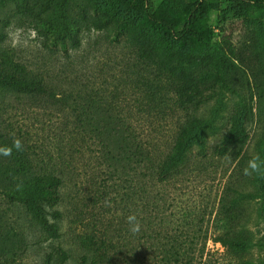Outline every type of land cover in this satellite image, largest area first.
Returning a JSON list of instances; mask_svg holds the SVG:
<instances>
[{"label": "rangeland", "instance_id": "obj_1", "mask_svg": "<svg viewBox=\"0 0 264 264\" xmlns=\"http://www.w3.org/2000/svg\"><path fill=\"white\" fill-rule=\"evenodd\" d=\"M148 1L153 13L182 23L190 0ZM208 1L215 7L205 22L212 46L207 57L224 56L231 67L209 77L198 105L183 108L176 102L177 81L121 28L127 21L136 33L143 31L121 0H0V31L6 34L0 40V59L47 86L46 93L38 94L0 91V130L23 142L30 172L64 179L58 204L45 207L49 221L59 225V238L47 234L23 203L10 201L0 190V264H105L90 250L104 249L102 241L108 238L123 242L118 235H126L121 221L128 206L121 173L110 176L103 163L102 142L119 146L126 136L133 150L140 134L154 147L155 160L192 120L197 127L184 163L158 185L170 194L167 218L180 225L191 221L202 228L198 234L209 237L224 231L244 235L246 250L234 252L235 257L243 264H264V169L243 174L253 156L264 162V6L244 17L241 0ZM110 12L119 20L97 27L96 20ZM118 26L123 34L116 37L112 31ZM73 35L79 38L78 47ZM148 35L166 49L178 50L184 65L205 55L203 47L175 45L162 31ZM207 62L194 66L196 75L207 71ZM242 101L249 104L246 142L220 156L216 149ZM106 126L120 133L106 135ZM122 127L130 130L123 133ZM219 205L229 212L219 215L221 226L215 229ZM57 210L61 215L56 216ZM166 250L160 246L159 251ZM206 251L218 256L228 249L210 239Z\"/></svg>", "mask_w": 264, "mask_h": 264}, {"label": "trees", "instance_id": "obj_2", "mask_svg": "<svg viewBox=\"0 0 264 264\" xmlns=\"http://www.w3.org/2000/svg\"><path fill=\"white\" fill-rule=\"evenodd\" d=\"M121 2L124 8L129 9L131 14L139 19V24L143 29L141 33H136L135 26L123 21L121 28L127 31L128 40L135 47L143 50L148 58H155L177 81L175 94L179 106L189 108L192 105H198L204 97V86L209 82V77L222 74L225 68L231 67L230 61L223 59L224 56L213 53L207 57L212 51V46L205 22L210 10L215 7L214 3L208 0H190L185 6V15L181 23L177 17L153 13L148 0H121ZM262 6H264V0H241L239 4L244 17L254 16L257 8ZM114 17L116 18L111 12L105 13L96 20L97 27L110 26ZM3 24L7 25L8 21ZM119 29L118 26L112 31L116 37L120 36ZM151 30L162 31L167 40L178 46L192 43L203 47L205 55L192 58L188 65H184L181 63L178 50L166 49L163 42L149 37L148 32ZM5 37L6 34L0 31V40ZM71 39L74 47L80 45L77 35L71 36ZM206 61H209L205 65L207 71L196 75L194 66L200 63L205 64ZM5 90L38 94L46 93L47 86L41 80L31 79L26 74H18L10 63L0 59V91ZM248 118L249 104L245 101L239 102L231 118L232 125L221 145L216 149L218 155L225 156L230 146L246 142L245 124ZM196 127L195 120H192L190 124L185 123L175 137L170 150L163 157H157L155 160L152 157L154 147L146 143L140 134L135 136L133 150L126 136L119 146L109 140L102 142L103 163L110 176L121 173L123 178V185H121L123 186V200L128 210H126L125 220L121 221V224L125 223L122 230L126 235L122 236L121 231L118 235L123 237V242L114 243L110 238L103 240L104 249L90 250L94 251V258L99 256L105 264H117L115 259L120 260V264H243L235 257L234 252L239 255L245 252L247 238L244 235L234 237L224 231L209 237V235L198 234L197 232L202 228L196 227L197 225L191 221L180 225V223H173L174 221L166 216L170 194L164 187L158 185L167 183L184 163L185 148L194 137ZM103 130L106 135L120 133L119 129L108 126ZM129 130V127H122L121 131L127 133ZM16 138L14 134L0 130V147H10ZM24 152L26 150L23 147V151L20 152L13 149L11 157L0 156V187L2 188L0 190L10 201L23 203L33 217L43 225L47 234L59 238L61 235L59 225L49 221L45 207L47 204H58L64 179L62 175L51 172H30ZM114 202L117 201L114 200ZM231 206H235L234 201L231 202ZM188 212L190 211L185 212V219ZM228 212V207L224 209L221 205L217 207L213 222L215 229L221 226L219 215ZM132 214L137 216L141 224V230L137 234L129 230L126 222V217ZM59 215L61 213L57 210L56 216ZM189 231L193 233H188ZM210 239L215 243H220L228 251L218 256L213 254L215 252L206 251L207 242ZM160 246H167V250L159 251ZM85 258L84 256L82 261H85ZM94 262L96 261L93 260L92 264Z\"/></svg>", "mask_w": 264, "mask_h": 264}, {"label": "clouds", "instance_id": "obj_3", "mask_svg": "<svg viewBox=\"0 0 264 264\" xmlns=\"http://www.w3.org/2000/svg\"><path fill=\"white\" fill-rule=\"evenodd\" d=\"M23 143L19 138L13 140L12 145L0 147V156L11 157L13 149L17 152L23 151ZM230 158V157H229ZM264 169V162L261 161L260 156L257 154L253 156L247 163V166L243 169V174L245 176H252L253 174H260ZM126 222L129 225V230L133 234H137L141 230V224L135 214L126 217Z\"/></svg>", "mask_w": 264, "mask_h": 264}]
</instances>
